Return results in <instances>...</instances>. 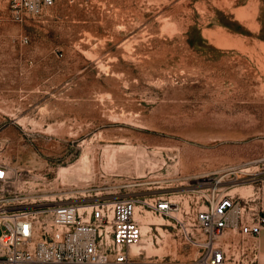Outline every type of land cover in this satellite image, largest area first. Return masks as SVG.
Returning <instances> with one entry per match:
<instances>
[{"label":"rangeland","instance_id":"rangeland-1","mask_svg":"<svg viewBox=\"0 0 264 264\" xmlns=\"http://www.w3.org/2000/svg\"><path fill=\"white\" fill-rule=\"evenodd\" d=\"M0 161L27 203L169 201L137 205L133 253L205 264L196 211L264 213V0H54L22 22L0 0ZM218 241L264 264V225L255 251Z\"/></svg>","mask_w":264,"mask_h":264},{"label":"built area","instance_id":"built-area-1","mask_svg":"<svg viewBox=\"0 0 264 264\" xmlns=\"http://www.w3.org/2000/svg\"><path fill=\"white\" fill-rule=\"evenodd\" d=\"M54 0H9L15 22L40 15ZM8 165L0 161V264H163L140 262L141 251L132 253L143 232L136 218L137 205L160 215L171 203L152 196L127 195L113 200L70 203H27L15 192ZM194 238L205 264H234L230 247L218 241L235 229L237 242L255 251L250 240L259 235L264 213L246 201L226 195L193 215Z\"/></svg>","mask_w":264,"mask_h":264},{"label":"bare ground","instance_id":"bare-ground-1","mask_svg":"<svg viewBox=\"0 0 264 264\" xmlns=\"http://www.w3.org/2000/svg\"><path fill=\"white\" fill-rule=\"evenodd\" d=\"M146 227H147V226H146ZM148 228H149V227H148ZM147 230H148V229H147ZM135 248H137V246H133V247H132V249H131L132 253H133V251L135 252V250H136Z\"/></svg>","mask_w":264,"mask_h":264}]
</instances>
